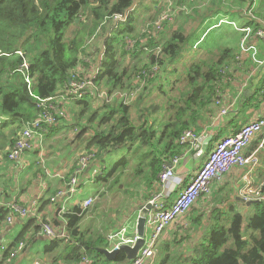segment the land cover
<instances>
[{"label":"trees","instance_id":"1","mask_svg":"<svg viewBox=\"0 0 264 264\" xmlns=\"http://www.w3.org/2000/svg\"><path fill=\"white\" fill-rule=\"evenodd\" d=\"M186 1L182 0L181 4ZM148 9L145 0H0V164L8 158L10 147L26 124L43 113V101L53 97L61 109L68 99L74 101L71 102L76 108L71 109V121L66 112L49 126L48 135L72 130L77 140L86 138L85 150L96 153V165L100 162L99 173L94 177L89 175L102 185L93 195L94 201L108 195L111 188L121 191V185H131L138 179H142L147 188L159 180L163 164L181 154L182 133L198 129L203 113L213 110L222 67L234 58L237 62L242 33L227 24L210 28L216 24L215 18L221 11L210 17V12L199 15L208 25L207 19L213 17L211 25L200 33L205 36L195 51L209 56L195 58L194 55L182 76L178 67L183 55L188 47L194 50L200 36L193 32L185 34L184 25L173 27L168 35L170 22H165L164 29L154 33L153 24L162 12L159 10L148 30L145 28L137 38L136 20L142 10ZM194 12L198 14L197 10ZM119 15H125V19L114 20ZM247 24L258 26L253 20ZM221 34L228 35L225 44L208 46L210 40ZM98 36L103 37L102 47L90 49V42ZM96 52L102 53V58L96 60L98 66L93 68L87 58ZM25 62L27 68L23 66ZM90 71L96 85L109 96L118 93L122 97L110 102L99 96L78 99L68 94L70 80L89 79ZM181 84L185 87L180 88ZM157 88L169 102L148 105L147 100ZM178 90V95H172L171 92ZM61 97H65V101ZM133 108L137 110L139 123L131 115ZM122 148L126 153L113 164H101L106 154ZM71 176L72 172L64 175L60 183L65 185ZM259 188L264 196V173ZM223 191V187L220 188L217 195H222ZM56 195L57 191L48 199L43 197L41 206L53 203ZM219 199L216 197L215 201ZM223 200L228 203V216L220 205L216 206L198 235H187L183 239L188 241L189 247L179 254L166 238L164 253L161 256L158 253L157 264H264V199L251 204L244 212L229 199ZM137 208H130L124 220L134 219ZM193 208L194 205L191 210ZM93 210H97V204ZM9 212L7 205L0 206V264H19V260L11 261L16 258L12 253L17 246L25 243L18 253L22 256L32 243L41 241L40 238L45 241L44 258L48 264H78L84 256L91 258V264L129 262L124 251L111 261L99 250L109 248L108 236L113 225V222L110 227L107 226L110 224L97 223L105 218L103 211L95 212L99 219L86 226L82 225V220L87 210L74 206L65 211L66 234L56 238L42 235V225L31 214L16 215L15 218L28 219L25 229L4 246L2 235L8 228L5 223ZM192 220L198 224L202 220L201 213ZM128 234L132 235L129 229Z\"/></svg>","mask_w":264,"mask_h":264},{"label":"built area","instance_id":"2","mask_svg":"<svg viewBox=\"0 0 264 264\" xmlns=\"http://www.w3.org/2000/svg\"><path fill=\"white\" fill-rule=\"evenodd\" d=\"M250 6L245 9V13L253 18H256L255 0H249ZM125 15L115 16L114 20H123ZM164 20V19H163ZM159 19V23L163 21ZM157 22V23H158ZM258 26L246 24L240 25L237 21L223 16L217 19L214 26H220L222 24H227L242 33V38L240 41L239 52L236 55V61H241L244 55H248L250 59L255 63L256 67L264 66V59L260 56L259 47L256 43L252 42V39H260L264 43V19H259ZM210 27V28H212ZM205 34L202 35L200 40L195 44V47L203 40ZM24 67H28L27 62L24 63ZM157 70V67L153 68V71ZM223 73V71H222ZM224 77V76H223ZM26 80L28 83L31 82L29 76L26 75ZM71 87L67 89V93L73 95L75 98L81 99L87 95L105 97L107 92L102 90L94 82L93 76H89V79L76 80L70 82ZM220 90H218L219 93ZM219 95V94H218ZM55 98L51 97L43 101L45 110L43 113L28 122L21 132L18 139L10 147L8 151V159L11 161H18L24 151H33L38 148L43 151V145L41 144L48 135L49 126L55 124L58 118L65 115V111L59 107V105L54 101ZM216 104H221V100L217 99ZM227 108L222 109V113H226ZM264 131V114L253 121L244 124L237 132L231 135H227L220 140H218L212 150L206 154L204 152L205 137L200 133L198 134L195 129L185 130L180 139L179 143L182 146L191 143L195 149V154L198 157H205L203 163L196 170L191 178L190 183H188L176 196L172 202H168V198L172 192L176 190L181 180L177 176L176 167L181 161V155H175L169 161H167L163 170L158 175V181L162 187L168 186L166 195L163 193H155L148 199L146 203L150 204V209L147 215L146 227L149 229V237L145 234V245L140 249L138 255L129 260L128 264H156L158 259V243L160 235L167 229L178 223L195 205L202 196L206 195L210 190V186L213 180H218L219 182L224 181V177L230 173L234 168L249 167L251 171H256L262 163V152L264 150V136L262 138L259 146L248 151V148L254 138L262 134ZM95 152H82L76 163L74 175L67 184L69 186L68 191L71 193L75 191V186L79 182V177L92 166L96 159ZM94 165V164H93ZM93 174L99 173L100 169L93 166ZM222 175L219 178V175ZM71 187V188H70ZM210 192V191H209ZM67 190L62 189L57 192V195L53 197V201L58 197H66ZM239 195L249 200H260L264 199L263 194L259 188V184L255 183L252 176L245 174L243 176V185L239 190ZM94 202L93 196H88L84 198L81 202L83 210H87L92 206ZM2 203H0V206ZM36 206V203H34ZM34 206V207H35ZM10 212L7 216L6 222L11 224L15 216L26 217L31 214V208L22 205L20 202L11 201L7 204ZM62 212L66 211L64 205L60 206ZM41 234L48 238H56L59 236L65 237L66 232L60 233L53 224L50 222H44L42 224ZM109 238V250L116 249L122 244L135 245L140 236L138 233L132 235L128 234V229L122 227L117 232H112L108 236ZM25 247V243L21 242L16 250L12 253V257L17 256V254ZM91 258L89 256H84L78 264H91ZM31 264H48V262L43 257H35Z\"/></svg>","mask_w":264,"mask_h":264},{"label":"crops","instance_id":"3","mask_svg":"<svg viewBox=\"0 0 264 264\" xmlns=\"http://www.w3.org/2000/svg\"><path fill=\"white\" fill-rule=\"evenodd\" d=\"M255 2L256 18L249 15H241V9L247 7L246 1L243 0L233 9L221 10L215 19L227 16L237 21L240 25H246L252 20L257 25L260 23L259 19H264V0H256ZM211 19H213V17ZM252 42L257 44L260 56L264 59V43L257 38L252 39ZM238 52L239 50L236 54ZM237 63V67H235L231 73L227 74V76L222 77L223 81H220V85L222 87L221 89L218 87V90L220 91L217 99L221 100V104L217 105L215 101L213 110L209 112L205 111L203 113L202 123L197 129V131L205 137L204 152L206 154L211 151L218 140L227 135L234 134L244 124L258 119L264 114V66L256 67L255 63L248 55H244L241 61H237ZM225 108H227V112L224 114L222 113V109ZM263 136L264 131L262 134H259L254 138L248 148V151L256 149L261 143ZM75 140V137L73 140H68V135L64 129L53 135H46L43 142L38 144L43 145V151H40L38 148L33 151H24L18 161H11L6 158L0 164V203H2V205H7L11 201H17L20 203L22 202V205L30 208L34 207V203H36V213L33 212L35 208H31V216L37 217L41 225L44 222H50L60 233L63 231L65 232L66 219L63 217V213L65 211L62 212L60 210V206H65V203H67L70 198L78 194L79 188H77V185L75 186L74 192L71 193L70 190H67L65 195L66 197H60L56 199L54 203H50L45 207L41 206V199L45 196L46 199H48V196H53V193L56 191L58 192L59 189L62 190L61 188H63L64 185L60 183V180L64 175L69 172H72V175H74L76 161L81 153H77L76 151L79 148H82V152H86L84 142L74 151L73 162L71 163L68 161L66 148L69 142H73ZM179 155L182 156L181 161L175 169L181 183L178 185L176 190L170 194L168 202H172L176 198L175 196L188 183H190L192 176L199 166H201L205 158L202 156H196L195 149L191 143L182 146V151ZM45 162L46 164H50L49 168L44 165ZM93 166L99 168V165H96L95 163L94 165L92 164L89 170L85 171L84 174L79 177L78 180L81 179L79 183L83 184L87 179H90L88 173L90 171L93 172ZM39 169L40 173L36 172ZM263 173L264 150L262 152V163L256 171H251L247 166L243 168H234L226 175V177H224V181L218 182L219 188L217 189L229 184L234 190L233 197L237 195V199H239V197H241L239 195V190L243 185V176L245 174H249L252 176L254 182L259 184L260 177ZM32 189L35 190L34 196L29 195V192L31 193ZM168 189V186L162 187L160 182L157 181L150 187L151 191L149 197L159 192L166 195ZM93 195L94 194L85 195V197H82L78 200V202H76L75 206L80 207L84 198ZM147 201L138 206L136 217L134 219L127 222V220H124V217L123 221H119L117 223L116 228L120 227L122 223H126L129 224V227L125 226L126 224L124 227L130 230V234L138 233L137 221L139 216V207ZM49 205H55L56 207L52 209V206ZM65 207L66 211L73 208H68L67 205ZM248 208V205H246L245 209ZM27 220L28 219L26 218H15L11 224L6 222L7 225L10 226V229L3 233L2 236L4 239L9 238L10 241H12L23 229H25ZM147 230L148 227L145 229V234ZM112 231L114 230L111 229L110 233H112ZM40 239L41 241L38 240L32 243L22 256H20L19 264H31L35 257L44 258L45 241L43 238Z\"/></svg>","mask_w":264,"mask_h":264},{"label":"rangeland","instance_id":"4","mask_svg":"<svg viewBox=\"0 0 264 264\" xmlns=\"http://www.w3.org/2000/svg\"><path fill=\"white\" fill-rule=\"evenodd\" d=\"M154 1H156L157 3H154ZM245 1H246L247 7L241 9V15H247L245 13V9L249 8V6H250L249 0H245ZM145 3L149 7V9L148 10H142V14L136 20L137 30L135 33H136L137 38H138V36H140L144 32L145 28H146V30H148L150 23H152L154 21V20H152V19H154L153 17L157 14V12L159 10L162 11L159 19L161 18L162 20L163 19L164 20L159 23L158 22L159 19H158L155 22V25L153 24V32L154 33H156V32L158 33L159 31L164 29L163 25L165 22H170L169 26L167 27V34L168 35L171 33V29L173 27H179L181 25H184L185 26V34H189V33L193 32L198 37L201 35L200 33H202L203 29L208 25V24H206L207 23L206 20L203 21L202 16L200 17L199 15H206L210 12L208 17L213 16L218 11L233 9L236 5L241 3V1L240 0H187L185 3L181 4L182 0H145ZM195 10H197V12H198V14H196V15L194 12ZM209 19H207V20L210 23L209 25H211L212 20L211 19L209 20ZM216 31H219V30H216ZM230 33H231V31H229L228 35H230ZM228 35L227 36L224 34L217 35V37H215L213 39V41L212 40L209 41L208 46H211V47L217 46L218 47L220 45L225 44L226 41H224V40H225V38L228 37ZM201 37L202 36H200V38ZM102 38H103L102 36H98V37H95L94 39H92V42H90L91 43L90 49L92 47L93 48H99L100 46L102 47V44H101ZM193 48H194V50L191 49L190 47H188L187 51L183 55V58H182L183 60H181V62L179 64L178 69L182 73V76L184 75V71H185L184 68L186 66L190 65V62H191L192 57L194 55H196L195 58H201V57L209 56L208 53L206 54V53H202L200 51L195 52V51H197V47H195V45L193 46ZM101 58H102V53L96 52V53H93V55L91 57L87 58V61L90 62V64L92 65L93 68H96L98 66V63H99V62H96V60H101ZM90 59H92V61L94 63L91 62ZM237 64L238 63L235 62V58L233 60H230L228 63H226L222 67V71H223V73L221 71L222 77L227 76V74L231 73L235 69V67H237ZM90 72L91 73L89 76L93 75V72L92 71H90ZM70 82H71V80H70ZM223 84H224V82H223ZM183 87H185V85L181 84L180 88H183ZM221 87L222 86L219 85L220 89H221ZM171 93H172V95H178L179 90L173 91ZM92 97H94V96H92ZM120 97H122L121 94L114 93L112 96L107 95L104 98L110 100V102H111V101H115V100L119 99ZM99 98H102V97H99ZM60 99H62V101H65V97H61ZM71 101L74 102L73 100L68 99V101H66L64 103V107H63V111H65V113L67 112V114H68V117H69L68 120L69 121H71L73 118V112L71 109L76 108ZM167 102H169V99H167V96L165 94L161 93L158 88L153 91L152 96L147 100L148 105H150V104H154V105L167 104ZM131 115L134 118V120L137 121V123H139L137 110L135 108L132 109ZM165 118L168 119L167 116ZM195 131L198 134H200V132L197 131V129H195ZM65 132L68 135V140L74 139L75 133H73L72 130L65 129ZM85 139L86 138H84L82 140L76 139L73 142H69V144L67 145V148H66L67 149L66 155L68 157L69 162H71V163L73 162L74 151L77 148H79L85 142ZM126 151H127L126 149L122 148V149L115 150L110 154H106L105 161H103V162L101 161V164H105V165L113 164L116 160H118L120 157H122V155H124L126 153ZM76 152L82 153V148H79ZM40 162H41V160H40ZM77 164L78 163H76V167H77ZM93 164H94V162H93ZM44 165L47 168L50 167L49 163L46 164V162H45ZM97 165L100 166V162ZM163 166H164V164H163ZM36 172L39 173V170H37ZM88 174L91 177L95 176V174H93L92 171H90ZM222 175H224V174H221L218 177H215V179L221 177ZM72 177H73V175L71 176V178ZM218 182H219L218 180H213L211 183V186H210V190H209L210 192L208 191L206 195L202 196V198L194 205V208L190 212H188L182 219H180L178 221V223H176L175 225H173L170 228H167L160 235L159 243H158V253L160 256H161V254L164 253V241L166 240V238L168 240H170V243H172L171 248L173 249L174 252L179 254L181 250H182V252H183V250L185 251L189 247V243H187L188 242L187 240L183 241V239L186 238L187 235L196 237L198 235V233L201 231V229L204 228V225H206V223L209 222V220L207 219V216L210 214L211 215L213 214V210L216 206L220 205V207L225 212H227L226 216H228V205H227L228 203L226 202V200H223V199H227V200L229 199L230 203H234V205L236 207H238L240 210H242L243 212L246 210L245 209L246 208L245 203L243 201L237 199V195L235 197H233L234 190L232 187H230L229 184L223 186V189H224V191L222 193L223 196L222 195L218 196L217 195L218 190H219V189H217V188H219ZM68 183L69 182H67L63 186V188L66 190L69 189V186H67ZM78 185H79V187H78ZM123 185H121V191L116 192L113 188H111L112 190L107 192V193H109L108 195H105V197H103V198L99 197L97 200H95L94 204L87 209L88 212H87L86 216L84 217V219L82 220V225L86 226L88 224H94L99 219V217L96 216L95 212L97 213L99 211L100 212L103 211L105 218H103V220H102V218H100L97 221V223L100 222L99 225H102V224H110L113 222V225L110 224L107 226L110 227L112 225L111 228H112V230H114V228L116 229V227H117V223L119 221H123V217L128 213V210L130 208H133L134 206L138 207L141 203H143L144 201L149 199L148 197L150 195L151 190L149 187L147 188L145 186L142 179H138L135 183H133L131 185H124L126 187L125 189H122L124 187ZM101 186L102 185L100 182H96L93 179H87L85 181V183H83L81 186H80V183L78 182V184H77V188H79L78 194H76V196H73L72 198H70L68 200V202L65 203V206L67 205L68 208L74 207L76 205V202H78L79 199H81L82 197H85V195L97 193V191L101 188ZM63 188H61V189H63ZM34 193H35V190L32 189V192L31 193L29 192V195L34 196L35 195ZM145 196H147V197H145ZM216 197L220 198L219 201H217V200L215 201ZM221 200H223V201L221 202ZM54 201H56V200H54ZM96 204H97V210H93V208ZM49 206H52L51 207L52 209L56 207L55 205H49ZM34 208L35 209L33 212L36 213L37 206ZM199 213H201L202 220L200 222H198V224H199L198 225V224H195L192 219L197 217ZM251 215H253V212L251 213ZM34 216H36V215H34ZM35 218H37V217H35ZM101 220H102V222H101ZM37 222L39 223L40 221H38V219H37ZM5 227H8L6 230L10 229L9 228L10 226H8L6 223H5ZM177 230L179 231L178 233L176 232ZM112 232H115V231H112ZM176 233H177V235H176ZM146 236L149 237V229L146 231ZM9 242H11L9 238H5L2 241L4 246H6ZM177 243H181V244H179V246H177ZM20 254L18 257L11 259V261L13 263H17V261L19 260V258L21 256ZM157 262H158V259H157ZM157 262H156V264H157Z\"/></svg>","mask_w":264,"mask_h":264},{"label":"water","instance_id":"5","mask_svg":"<svg viewBox=\"0 0 264 264\" xmlns=\"http://www.w3.org/2000/svg\"><path fill=\"white\" fill-rule=\"evenodd\" d=\"M239 200L243 201L246 205H248V207L251 204L258 201V200L247 201L243 197H239ZM149 209H150L149 203H145L139 207V216H138V221H137V232H138V235L140 236V238H139L138 242L133 246L128 245V244H122L120 247L113 249V250H109L108 248L107 249L100 248L99 250L105 254L107 259H109L111 261L115 260L117 255L121 251H124L126 253L127 260H132L138 255V252L140 251V249L145 245V237L144 236H145L146 221H147V215H148Z\"/></svg>","mask_w":264,"mask_h":264}]
</instances>
